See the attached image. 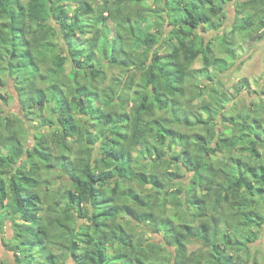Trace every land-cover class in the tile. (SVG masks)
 <instances>
[{"label":"trees","instance_id":"1","mask_svg":"<svg viewBox=\"0 0 264 264\" xmlns=\"http://www.w3.org/2000/svg\"><path fill=\"white\" fill-rule=\"evenodd\" d=\"M225 1L0 0V88L13 81L10 98L26 117L50 112L32 147L23 119L0 113V210L16 229L9 249L25 264L253 262L264 100L224 117L228 92L203 83L209 69L222 73L236 59L224 34L216 39L227 45L222 58L201 34L223 27ZM236 5L230 32L263 40L264 0ZM166 24L169 40L156 48ZM55 39L66 46L58 54ZM105 67L122 74L106 84ZM221 115L232 134L217 130ZM56 169L70 189L51 178ZM133 223L161 242L144 243Z\"/></svg>","mask_w":264,"mask_h":264},{"label":"rangeland","instance_id":"2","mask_svg":"<svg viewBox=\"0 0 264 264\" xmlns=\"http://www.w3.org/2000/svg\"><path fill=\"white\" fill-rule=\"evenodd\" d=\"M242 1V0H226L224 2V9L226 12V15L222 17V23L223 27L218 30H211L208 33H201L207 41L213 42L214 52L216 57H224L225 54L223 53V49L227 46L226 43L223 41H217L216 39L219 36L225 35L224 39L230 47H234V50H236V59L233 61V65L228 68L224 72H218L215 69H209L207 71V75L203 78H196L192 82L196 85H200L201 79H203L204 84H210L211 86L215 85V88L222 89V87L228 92L230 96V102L227 103V111H223L224 117H230L235 116V114H238L240 112H243L244 114H248L249 107H247L251 103H257L261 100H264V39L259 40L256 38L257 35H255L253 38H245L244 35L235 34L233 35L230 31L232 30L231 27L233 26V23L235 21V18L237 16V5L236 2ZM174 3V2H173ZM148 4L155 9L156 5L153 3V1H149ZM172 10L175 9L176 5L175 3L172 4ZM71 10L75 8L74 4H68ZM158 11L160 14L163 10L167 9L166 6H163L162 4H158ZM170 12V10H169ZM159 15V14H158ZM161 16V15H160ZM153 15L151 20L155 21L157 18ZM165 17V16H164ZM155 23V22H154ZM173 30V27L170 24H166V27H162L160 29V36L161 42L156 46H163V43L168 42V36ZM227 32H230L226 34ZM116 34L115 30L113 29L111 31V36H114ZM228 37V38H227ZM256 38V39H255ZM56 43H59V46H57V54L60 52L61 49H66V46H64L63 41H58L57 39L54 40ZM82 42V41H81ZM175 40L173 41V43ZM172 43V42H171ZM166 44L163 48L159 50L160 57L167 55V51L170 50V44ZM61 53V52H60ZM196 68H201V63L197 62ZM72 70V65L68 62L66 64V71L67 74H69ZM105 72L107 74V81H112L115 77L120 76L122 74L121 70L118 67H105ZM246 81V84L244 85L242 82ZM214 84V85H212ZM104 87L101 88V90ZM10 94L16 96L14 87H13V81L8 80L7 85L3 88H0V96L4 97V99L0 98V113H2L3 116L6 118H9L11 120H15L16 118H21L26 123V128L28 131L27 138L25 140L27 147H32L35 143V136L38 132L44 131V121L48 120L50 118V112L48 110H45L43 113L39 114L38 116L30 115L28 117L25 116V113L21 109V105L19 101L16 98H10ZM205 98L208 99V96ZM129 99V98H128ZM202 100V99H200ZM198 100L197 102H200ZM260 115H264V106L259 109ZM205 118L207 117L204 115ZM216 123L217 130H224V133L226 135H230L234 131V126H231L227 123L223 124L222 121V115L217 117V120L214 122ZM196 129L201 133H206L205 129ZM94 154L96 158V154L99 152V146L94 145ZM261 154L264 155V147L259 148ZM238 153L240 151H237ZM236 154V153H235ZM234 153H226L224 154V159L227 160L226 157L235 158ZM223 155L221 153H216L214 155L215 158L223 159L221 158ZM238 156V155H235ZM188 176V175H187ZM51 178H56V181L58 185H61L64 189H70L71 183L68 182V179L66 176H64L62 173L58 171V169L53 170L51 174ZM182 181H186L185 179H181ZM179 188V187H178ZM257 200H260L262 198L261 196L264 195V193H257L255 194ZM263 199V198H262ZM264 200V199H263ZM62 205H65V202L62 203ZM259 205V202H258ZM259 207H262V204L259 205ZM260 212L263 214L262 219H260L262 223V228L259 229V231H256L257 233V239L250 245L251 251H252V258L253 262L250 264H264V208L260 210ZM5 212L0 210V221L5 222V226L3 230L0 229V264H25L24 259L22 256L16 255L14 251H11L9 249L10 240L15 236L16 229L14 227V224L12 221L7 219L5 217ZM123 222L126 224L128 222L127 217L125 216L123 219ZM80 223H83V220H79ZM136 223H133L134 226ZM135 233L137 236L141 237L144 243L149 242H161L162 237L161 235H155L151 233L150 228H142L141 226L135 227ZM199 249L198 244L192 243L188 245V251L189 252H195ZM174 250V249H172ZM236 254V253H235ZM17 258H20L19 260ZM246 259V255L244 257ZM244 259V260H245ZM22 260V261H21ZM43 257H39L37 259L36 264L42 263ZM65 264H74L71 259H67Z\"/></svg>","mask_w":264,"mask_h":264}]
</instances>
